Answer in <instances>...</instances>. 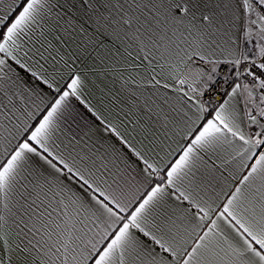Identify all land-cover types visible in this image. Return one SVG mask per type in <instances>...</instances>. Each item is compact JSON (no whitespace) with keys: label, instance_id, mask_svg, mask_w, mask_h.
I'll list each match as a JSON object with an SVG mask.
<instances>
[{"label":"snow or ice","instance_id":"obj_1","mask_svg":"<svg viewBox=\"0 0 264 264\" xmlns=\"http://www.w3.org/2000/svg\"><path fill=\"white\" fill-rule=\"evenodd\" d=\"M0 264H264V0H0Z\"/></svg>","mask_w":264,"mask_h":264}]
</instances>
